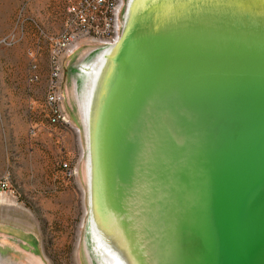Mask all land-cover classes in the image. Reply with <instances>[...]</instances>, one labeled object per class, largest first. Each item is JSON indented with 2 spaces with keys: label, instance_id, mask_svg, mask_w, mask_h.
<instances>
[{
  "label": "water",
  "instance_id": "1",
  "mask_svg": "<svg viewBox=\"0 0 264 264\" xmlns=\"http://www.w3.org/2000/svg\"><path fill=\"white\" fill-rule=\"evenodd\" d=\"M75 75L101 264H264V0H128Z\"/></svg>",
  "mask_w": 264,
  "mask_h": 264
},
{
  "label": "rangeland",
  "instance_id": "2",
  "mask_svg": "<svg viewBox=\"0 0 264 264\" xmlns=\"http://www.w3.org/2000/svg\"><path fill=\"white\" fill-rule=\"evenodd\" d=\"M67 19L65 0H0V181L10 182L0 189V264H101L89 223L87 137L74 78L87 53L104 46L87 44L64 60L70 124L51 125L46 109L51 37L65 32ZM13 32L16 42H2ZM65 161L78 174L65 175Z\"/></svg>",
  "mask_w": 264,
  "mask_h": 264
},
{
  "label": "built area",
  "instance_id": "3",
  "mask_svg": "<svg viewBox=\"0 0 264 264\" xmlns=\"http://www.w3.org/2000/svg\"><path fill=\"white\" fill-rule=\"evenodd\" d=\"M68 19L65 32L57 37H51V70L46 94V109L51 125H68L70 119L63 109L66 100L64 86L65 59L73 55L76 50L87 44L102 46L116 43L122 33V12L125 0H65ZM17 32H13L2 39L6 44L17 41ZM29 80L35 83L40 79L36 50L31 49ZM80 130V129H79ZM65 175L74 177L78 169L67 161L62 163ZM9 178L0 181V189H9Z\"/></svg>",
  "mask_w": 264,
  "mask_h": 264
},
{
  "label": "bare ground",
  "instance_id": "4",
  "mask_svg": "<svg viewBox=\"0 0 264 264\" xmlns=\"http://www.w3.org/2000/svg\"><path fill=\"white\" fill-rule=\"evenodd\" d=\"M96 50L97 49L90 50L89 53H87V55L82 59V63L85 62V61H87L89 59L90 55L93 52H95ZM74 80L77 81V78L75 77ZM76 96H77V101H78L79 97H78L77 91H76ZM76 130L78 131L79 129L77 128ZM88 178H89V171H88ZM98 237L101 239L102 244L104 245V248L108 252L109 259H112V262L113 263L119 264V263H121V260L129 261V263L131 262V264H135L136 263L135 260L133 259V257L135 256L134 254L131 255V254H128V253H125V252L124 253H120V254L119 253H116L112 249H110V247H108V245H106L105 241L102 239V236L100 234L98 235ZM92 262L94 263V260H92Z\"/></svg>",
  "mask_w": 264,
  "mask_h": 264
}]
</instances>
